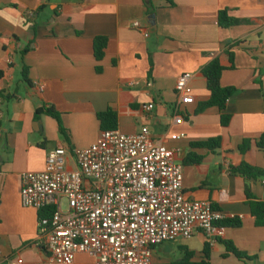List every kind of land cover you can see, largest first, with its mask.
I'll list each match as a JSON object with an SVG mask.
<instances>
[{
  "label": "crops",
  "instance_id": "obj_1",
  "mask_svg": "<svg viewBox=\"0 0 264 264\" xmlns=\"http://www.w3.org/2000/svg\"><path fill=\"white\" fill-rule=\"evenodd\" d=\"M222 10L238 24L221 28ZM96 37L108 39L100 61ZM215 59L225 69L221 86L236 89L226 127L218 108L199 111L210 99L203 69ZM187 73L193 103L180 106L184 122L177 125L175 87ZM148 105L154 108L146 111ZM44 108L60 113L65 134L55 119L37 115ZM109 109L123 134L146 127L153 140L175 151L186 199L211 202L227 218L242 219L241 227L225 228L222 240L252 257H224L219 240L196 233L156 247L152 264H173L185 251L200 262L205 244L211 264H264V226L255 225L245 195L249 189L264 202V178L247 180L231 170L244 162L264 169V151L254 142L245 154L239 151L244 140L264 133V0H0V264L19 257L50 263L40 244L39 212L21 203V175L43 171L57 148L68 151L74 169L73 150L97 142V114ZM178 134L184 137L173 140ZM214 138L221 139L216 149L196 146ZM93 263L92 256L77 254L73 264Z\"/></svg>",
  "mask_w": 264,
  "mask_h": 264
},
{
  "label": "built area",
  "instance_id": "obj_2",
  "mask_svg": "<svg viewBox=\"0 0 264 264\" xmlns=\"http://www.w3.org/2000/svg\"><path fill=\"white\" fill-rule=\"evenodd\" d=\"M133 27L141 29L139 22ZM191 80L187 73L176 83L177 125L184 122L180 106L193 103ZM72 157L74 169L68 151L54 149L43 171L21 175L23 207L45 214L38 230L49 264H73L77 254L92 256L93 264H152L155 248L163 244L196 233L211 240L224 236L225 227L217 223L228 218L211 202L185 198L183 166L148 128L135 135L101 131L96 143L74 149ZM16 264L30 263L19 257Z\"/></svg>",
  "mask_w": 264,
  "mask_h": 264
},
{
  "label": "trees",
  "instance_id": "obj_3",
  "mask_svg": "<svg viewBox=\"0 0 264 264\" xmlns=\"http://www.w3.org/2000/svg\"><path fill=\"white\" fill-rule=\"evenodd\" d=\"M218 24L221 28H230L238 24V21L231 16H229L227 10H222L219 12L218 17ZM108 45V39L106 37H96L93 40V51L94 56L97 61L103 59L105 55V50ZM230 59L232 60V54H229ZM99 70V69H98ZM225 69L220 65L217 59L213 60L209 65H207L203 69V75L207 81V89L210 91V99L208 102L202 104L200 106L199 111H204L207 108L216 107L219 109L221 113V125L226 127L229 125L231 116L226 113V106L229 99L233 96L236 89L233 87H226L223 88L220 84L221 75ZM23 81L28 82V68L24 67L23 69ZM39 114H46L53 119H55L59 123V128L62 134H65V130L61 124V115L58 113L54 108H44L39 109L37 111V115ZM97 118L100 124L101 131H110L115 130L118 128V117L117 114L112 110H107L105 112H101L97 114ZM257 149L264 151V133L254 141L251 140H244L240 146L239 151L242 154H245L247 151L250 150L252 144ZM221 139L214 138L208 140L204 143L196 144L197 147H205L208 149H216L220 146ZM191 163H199L200 158L194 159L190 161ZM232 172L237 176H240L247 180H257L264 178V169L251 166L247 163H241L238 166L231 168ZM245 195L247 197L248 205L250 206L251 213L253 218L255 219V225L257 227L264 226V202L258 201L255 196L250 193L249 189L245 190ZM42 214V215H41ZM43 212H39V218L44 216ZM41 216V217H40ZM218 226L225 227V228H239L242 226L243 222L241 218H228L221 222L217 223ZM219 242L225 246L226 253L224 257L228 255H233L239 260L247 261L251 260L252 257L248 256L246 253L239 251L233 242L228 240L219 239ZM210 244H205L202 255L203 259L200 262H194L193 257L194 254L191 252L185 251L184 256L182 259L174 262L173 264H211L210 263Z\"/></svg>",
  "mask_w": 264,
  "mask_h": 264
},
{
  "label": "bare ground",
  "instance_id": "obj_4",
  "mask_svg": "<svg viewBox=\"0 0 264 264\" xmlns=\"http://www.w3.org/2000/svg\"><path fill=\"white\" fill-rule=\"evenodd\" d=\"M42 215V214H41ZM41 217V216H40Z\"/></svg>",
  "mask_w": 264,
  "mask_h": 264
}]
</instances>
